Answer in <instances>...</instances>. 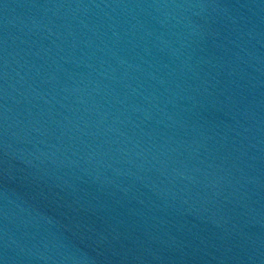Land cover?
<instances>
[{
    "label": "water",
    "instance_id": "water-1",
    "mask_svg": "<svg viewBox=\"0 0 264 264\" xmlns=\"http://www.w3.org/2000/svg\"><path fill=\"white\" fill-rule=\"evenodd\" d=\"M0 264H264V0H0Z\"/></svg>",
    "mask_w": 264,
    "mask_h": 264
}]
</instances>
